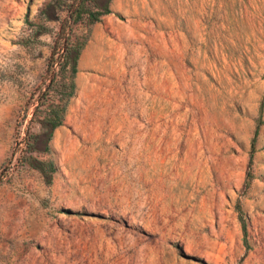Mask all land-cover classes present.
Returning <instances> with one entry per match:
<instances>
[{"label": "rangeland", "instance_id": "1", "mask_svg": "<svg viewBox=\"0 0 264 264\" xmlns=\"http://www.w3.org/2000/svg\"><path fill=\"white\" fill-rule=\"evenodd\" d=\"M49 2L0 0V264H264V0H112L73 26L46 153L69 34Z\"/></svg>", "mask_w": 264, "mask_h": 264}, {"label": "trees", "instance_id": "2", "mask_svg": "<svg viewBox=\"0 0 264 264\" xmlns=\"http://www.w3.org/2000/svg\"><path fill=\"white\" fill-rule=\"evenodd\" d=\"M111 1L112 0H51V2L46 4L44 9L41 11V15L45 19H50L49 11L53 12L56 9L65 11L66 15L64 17L63 24L61 25L60 33L62 34V32L66 29L69 30V34L65 36L64 45L62 44L64 47L61 51H64L65 54L62 56L60 67V73L63 76L61 79H67V84H63V86H61L62 89L60 91L59 99L60 103L48 106V110L42 119L45 131L41 136L45 137L44 151L46 153L49 152L48 142L50 141L54 130L62 125L68 102L74 94V78L77 73V61L80 51L85 45V40L74 46L71 44L70 35L72 33V27L76 25H85L89 29L91 26L98 23L102 17L111 14ZM36 33H39V31L37 30ZM57 43L58 41H55L52 59H54ZM55 62L56 61L53 60L51 61V64H54ZM66 72H68V76H65ZM54 79L55 78L53 77L52 81H54ZM263 123L264 122L257 123L252 139V149L258 129ZM252 153L253 151L250 153L248 163L249 166L251 164ZM30 166L41 172L47 184L51 183L52 174L55 172L54 163L51 160L46 162H36V160H34V162H30ZM236 211L238 213V221L242 234V243L245 248L248 249L246 220L238 206L236 207Z\"/></svg>", "mask_w": 264, "mask_h": 264}]
</instances>
